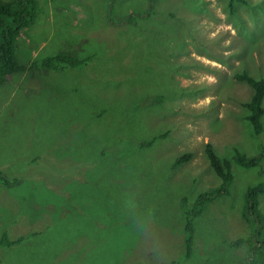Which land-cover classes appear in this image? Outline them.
<instances>
[{"label": "rangeland", "instance_id": "1", "mask_svg": "<svg viewBox=\"0 0 264 264\" xmlns=\"http://www.w3.org/2000/svg\"><path fill=\"white\" fill-rule=\"evenodd\" d=\"M36 1L15 43L27 69L0 84V240L14 242L0 245V264H250L234 243L264 155L232 163L229 193L196 219L188 257V235L170 232L182 195L220 183L206 143L228 157L264 144L243 118L252 90L233 77L264 79V1ZM55 54L91 58L44 67ZM183 152L193 157L172 170ZM257 200L264 222V192ZM252 227L264 239V223Z\"/></svg>", "mask_w": 264, "mask_h": 264}, {"label": "trees", "instance_id": "2", "mask_svg": "<svg viewBox=\"0 0 264 264\" xmlns=\"http://www.w3.org/2000/svg\"><path fill=\"white\" fill-rule=\"evenodd\" d=\"M235 1V2H234ZM264 1V0H263ZM230 5L234 6L235 3L247 4V0H230ZM111 6L110 8H112ZM151 7V5L149 6ZM113 9V8H112ZM38 8L36 0H9L8 2H0V84L7 80V76L12 73H18L27 69L25 63L21 64L16 54L15 43H23L25 38V30L34 20ZM136 12V11H135ZM110 20V19H109ZM121 21L110 20L111 23L121 26ZM19 39V40H18ZM20 41V42H17ZM90 56H86L84 59H76L72 56H66L64 54L49 55L42 58V65L48 69L57 70L63 67L80 66L82 63L90 60ZM234 79L240 82H244L252 90V94L249 99L242 102V106L246 110L243 118L248 122L253 129L254 135H259L264 129V79L255 78L247 71L241 73H235ZM170 133V129L164 130L157 135L149 138H145L140 142L142 146H149L155 143L157 140L167 137ZM260 152L253 156H246L243 152L234 149L230 157L218 154L210 143H206L204 147L205 155L208 159V164L213 169L214 173L220 180L219 185L213 186L208 190H203L197 195L189 197L182 195L180 197V208L183 213L181 226H176L170 232V236L177 232L178 236L188 235L184 239L186 245L185 256L190 255L192 236L194 237L197 227L196 219L203 213L206 204L213 202L216 198L227 195L229 193V186L233 180L232 163L243 168H252L260 164L264 155V144L260 146ZM193 157L191 152H183L177 156L172 164V170L177 168L184 162L190 161ZM0 171V182H3ZM7 183V182H5ZM8 184V183H7ZM264 192V185L261 182L249 185L245 192V208L242 212V220L244 221L246 236L239 238L234 244H246V252L250 257L248 260L250 264H264V239L260 236H255L256 230L253 232L252 224H263V218L261 217L257 196ZM250 223V224H249ZM250 225V229L248 228ZM263 231V230H261ZM251 237V238H250ZM250 238V239H249ZM19 239H23L20 237ZM14 243V242H13ZM13 243H7L1 237L0 245H11ZM247 243H250L247 248ZM247 258V256H246ZM177 264V262H172Z\"/></svg>", "mask_w": 264, "mask_h": 264}]
</instances>
